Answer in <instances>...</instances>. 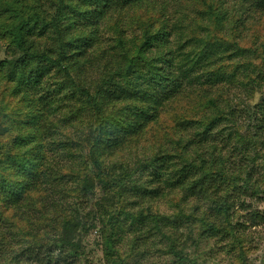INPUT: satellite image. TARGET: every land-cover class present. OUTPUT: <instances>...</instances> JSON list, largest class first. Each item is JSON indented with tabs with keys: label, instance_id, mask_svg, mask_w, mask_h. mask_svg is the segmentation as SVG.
I'll use <instances>...</instances> for the list:
<instances>
[{
	"label": "trees",
	"instance_id": "16d2710c",
	"mask_svg": "<svg viewBox=\"0 0 264 264\" xmlns=\"http://www.w3.org/2000/svg\"><path fill=\"white\" fill-rule=\"evenodd\" d=\"M260 203L264 0H0V264H257Z\"/></svg>",
	"mask_w": 264,
	"mask_h": 264
},
{
	"label": "rangeland",
	"instance_id": "374dc122",
	"mask_svg": "<svg viewBox=\"0 0 264 264\" xmlns=\"http://www.w3.org/2000/svg\"><path fill=\"white\" fill-rule=\"evenodd\" d=\"M260 207L264 206V203L259 204ZM159 210L170 213L171 209L168 206L167 202H163L159 204ZM253 237L251 240V245H254L255 248L249 253V259L257 264H264V224L261 226H257L252 233ZM94 236V235H93ZM92 238V236H91ZM199 258L198 262L202 261L205 264H236V260L234 258L226 255L224 252L219 250V247L213 240L206 243L205 241L200 243L199 250L197 251ZM102 252L98 246H95L93 253L90 256H94L95 258L92 260V264H106L105 261L102 260ZM155 259L163 260V256H159L158 253L154 254ZM170 256L166 257L168 261ZM100 260V262H99Z\"/></svg>",
	"mask_w": 264,
	"mask_h": 264
}]
</instances>
